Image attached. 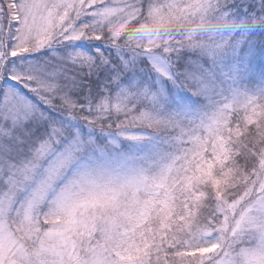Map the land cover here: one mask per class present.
I'll return each mask as SVG.
<instances>
[{
    "label": "snow or ice",
    "instance_id": "snow-or-ice-1",
    "mask_svg": "<svg viewBox=\"0 0 264 264\" xmlns=\"http://www.w3.org/2000/svg\"><path fill=\"white\" fill-rule=\"evenodd\" d=\"M0 264H264V0H0Z\"/></svg>",
    "mask_w": 264,
    "mask_h": 264
}]
</instances>
